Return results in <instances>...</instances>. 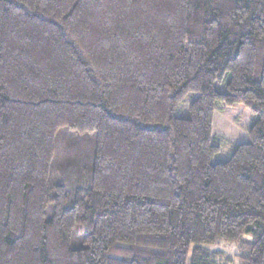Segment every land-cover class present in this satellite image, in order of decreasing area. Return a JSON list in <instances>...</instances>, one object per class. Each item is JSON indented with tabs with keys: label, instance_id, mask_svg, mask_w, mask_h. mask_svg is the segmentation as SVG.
<instances>
[{
	"label": "trees",
	"instance_id": "16d2710c",
	"mask_svg": "<svg viewBox=\"0 0 264 264\" xmlns=\"http://www.w3.org/2000/svg\"><path fill=\"white\" fill-rule=\"evenodd\" d=\"M0 264H264V0H0Z\"/></svg>",
	"mask_w": 264,
	"mask_h": 264
},
{
	"label": "rangeland",
	"instance_id": "374dc122",
	"mask_svg": "<svg viewBox=\"0 0 264 264\" xmlns=\"http://www.w3.org/2000/svg\"><path fill=\"white\" fill-rule=\"evenodd\" d=\"M221 91L225 92V88L222 87ZM188 104L181 110V114H185L187 112ZM254 116L251 111L241 105L234 107H227L226 105L220 103L218 105V110L216 111L214 118V142L220 145V153H218L213 163H217L220 161H225L229 158L232 147L235 144L243 143L250 140L249 137V129L251 127ZM68 134L63 133L59 138V147L66 146L70 143V136ZM79 139V138H78ZM82 141H86V157L84 158V162L86 163V167L89 165L91 161V156L93 153V144L94 141L91 137L80 136ZM61 153V152H60ZM61 155H57L59 158ZM59 165L56 167L58 168ZM60 168V167H59ZM53 174H58L59 176L63 175V172L60 170H53ZM213 249L227 250L228 252H235L236 249L234 246L229 244H218Z\"/></svg>",
	"mask_w": 264,
	"mask_h": 264
}]
</instances>
